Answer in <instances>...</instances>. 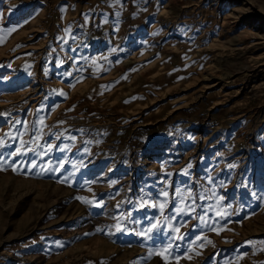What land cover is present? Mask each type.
Instances as JSON below:
<instances>
[{"label":"rangeland","instance_id":"obj_1","mask_svg":"<svg viewBox=\"0 0 264 264\" xmlns=\"http://www.w3.org/2000/svg\"><path fill=\"white\" fill-rule=\"evenodd\" d=\"M0 114V264H264V0H0Z\"/></svg>","mask_w":264,"mask_h":264},{"label":"snow or ice","instance_id":"obj_2","mask_svg":"<svg viewBox=\"0 0 264 264\" xmlns=\"http://www.w3.org/2000/svg\"><path fill=\"white\" fill-rule=\"evenodd\" d=\"M16 123L21 124V126L25 124V122L23 121H17ZM27 134H28L27 128H25L23 132L18 131L17 135L15 136H12L10 132L4 134V136H11L13 140H18L21 145L20 148H17L15 151L8 153V155L9 156H24L27 154L28 151H31L33 154V159L29 161V163L31 164L33 168L40 166L43 169L44 165L42 163H38L37 158H39V160L42 161L43 156L48 154V151L51 150L53 145L50 142L47 145H43L39 143L41 136L43 135V128L37 127L35 121L32 123V134H31L30 139L28 141H24L22 137ZM52 135H55V134H52ZM55 138L60 139V136L56 135ZM71 139H75V137H72ZM32 144H36V148H31ZM24 145H28V147L25 148ZM3 147H5L4 141H3V138L0 137V148H3ZM45 148L47 149V151L45 150ZM37 149H40V151H37ZM4 163H6L5 157L3 156V154H0V170H3ZM13 170L15 171L18 169L13 168ZM49 170L55 172L57 168L52 167ZM161 195L167 198L168 197L167 189H164L161 192L157 193V203L152 205V207H156L159 209L160 218L159 219L153 218L156 220V222L150 223V226L142 230L140 233H138V235H141L142 237L148 240H154L156 237L163 235L164 239L168 242L165 245V247L170 249L176 240H181V241L184 240V237L186 234L176 235V233L179 232V227L186 226L188 221L183 219V217L185 216L189 217L190 219L194 218L200 221L206 227H209L210 230H215L214 225H210L208 223V220L205 219L206 213L197 214L195 217H193V213L196 212V206H197L198 201H203L204 199H206V197L193 193L191 190H188V189H185L181 192H175L173 194V206L170 209L171 215L167 216V215H164V208L168 204V200L165 199L163 202H160L158 198ZM177 198L179 200V204L176 203ZM200 206L203 207L202 204ZM165 221H174L175 225L169 226L166 223H164ZM117 229L119 230V225H117ZM217 234L219 233L217 232ZM196 239L200 240L201 238L197 236ZM189 243H191V241H189ZM208 243H211V241H208ZM261 244L264 245V241H262ZM176 247L178 248L179 245H176ZM169 255L174 260L178 259V257L171 255V252L169 253ZM229 264H231V262H229Z\"/></svg>","mask_w":264,"mask_h":264}]
</instances>
